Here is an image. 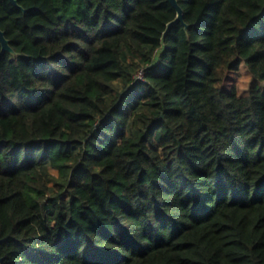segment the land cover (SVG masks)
Masks as SVG:
<instances>
[{"label":"trees","instance_id":"trees-1","mask_svg":"<svg viewBox=\"0 0 264 264\" xmlns=\"http://www.w3.org/2000/svg\"><path fill=\"white\" fill-rule=\"evenodd\" d=\"M18 3L3 264H264V0H178L169 29L171 0Z\"/></svg>","mask_w":264,"mask_h":264},{"label":"rangeland","instance_id":"rangeland-1","mask_svg":"<svg viewBox=\"0 0 264 264\" xmlns=\"http://www.w3.org/2000/svg\"><path fill=\"white\" fill-rule=\"evenodd\" d=\"M127 59H128V62H130V57L127 56ZM240 77L238 78V83H237V87H238V90H239V94L240 95H244V94H247L251 87L253 86V84H255V80L249 70V68L247 67V65L242 62L241 65H240ZM260 84L263 85L264 87V81H259ZM125 110L130 113L132 111V109L128 106L125 107ZM44 170H50V171H53L50 167L47 168L46 166L43 168Z\"/></svg>","mask_w":264,"mask_h":264},{"label":"water","instance_id":"water-1","mask_svg":"<svg viewBox=\"0 0 264 264\" xmlns=\"http://www.w3.org/2000/svg\"><path fill=\"white\" fill-rule=\"evenodd\" d=\"M12 3H14L15 5L19 6L18 0H11ZM171 2L173 3V5L177 8L178 10V16L175 20H173L172 22L169 23L168 25V29L178 20H182L183 19V8L182 6H180V4L178 3V0H171ZM0 41L2 42V48L3 51H13V48L10 45V40L6 37V33L4 30H2L0 28ZM1 241V238H0ZM4 258L2 256H0V264H3Z\"/></svg>","mask_w":264,"mask_h":264}]
</instances>
